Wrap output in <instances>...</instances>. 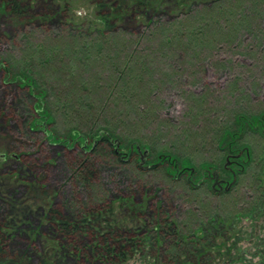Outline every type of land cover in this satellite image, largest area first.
Masks as SVG:
<instances>
[{
	"label": "rangeland",
	"instance_id": "374dc122",
	"mask_svg": "<svg viewBox=\"0 0 264 264\" xmlns=\"http://www.w3.org/2000/svg\"><path fill=\"white\" fill-rule=\"evenodd\" d=\"M23 1L27 20L0 0V221L14 236L0 264H74L45 214L76 195L66 183L86 149L71 145L78 127L109 131L124 151L133 146L125 169H101L146 188L104 202L124 223H148L139 231L145 247L121 264H264V207H249L264 195V124L247 123L264 117V0H119L115 43L98 53L91 43L104 26L96 3L113 0ZM115 70L124 78L115 80ZM22 71L37 81V96L46 92L45 119L54 118L39 129L31 122L45 112L13 82ZM67 98L73 111H64ZM91 100L94 116L103 111L92 117L97 127L75 112ZM51 132L71 142L55 144ZM144 152L148 164L176 155L180 176H169L177 173L166 163L138 171ZM243 165L252 168L244 173ZM162 194L173 202L164 213L178 223L176 236L153 223Z\"/></svg>",
	"mask_w": 264,
	"mask_h": 264
},
{
	"label": "trees",
	"instance_id": "16d2710c",
	"mask_svg": "<svg viewBox=\"0 0 264 264\" xmlns=\"http://www.w3.org/2000/svg\"><path fill=\"white\" fill-rule=\"evenodd\" d=\"M118 1L119 0H113L111 2L99 1L96 3L97 15L99 19L102 20L104 26V29L96 30L98 36L94 42L91 43L96 44L98 49L94 50L97 53L101 51L99 49H102L104 45H111L112 43L110 41L115 43V40L111 38L115 32L111 21L113 16H115V11L118 12L116 10L119 9L117 8V4L119 3ZM122 2L124 3V1ZM2 3L3 6L9 7L13 17L16 19L18 18L27 20L33 17L28 13L23 0H3ZM142 3L143 2H140V4ZM116 5L117 7H115ZM81 48L84 47L81 46ZM92 51L93 50L91 49H87L86 54L91 53ZM73 54V57L76 56L75 53ZM124 73L125 70L116 71V77H113L115 80L123 79ZM13 79L14 83L28 88L27 90L29 95L35 99L34 109L36 112L39 113L40 110L41 114V112L44 111V119L46 116H49L51 110L48 107L46 108V92L43 97L36 95V92L38 93L41 90L38 87L37 81H35L29 72L26 73L22 71V73L16 75ZM79 81L80 80L73 83L72 80L71 85H80ZM62 84L63 83H61V85ZM71 85L68 84L67 87L69 88ZM83 87H85V84ZM70 92L72 91L70 90ZM74 92H77V94ZM74 92V95H81V92L78 90H75ZM74 99L77 102L79 99H81V96H77ZM67 102L64 105V111H73L74 108L70 107L73 105L72 100L70 99L69 102V99L67 98ZM82 102V100H79L78 103L82 104ZM94 105V100H91V102L89 101L88 105H86L84 102L83 107L78 106V108H81L83 112H75H77L79 119L81 117L87 119L91 118L92 122L95 123V127H97L99 119H92V117H99L103 111L97 112V114L94 116L90 111L93 109ZM242 119L243 117L239 116V121ZM45 120L42 121L34 118L31 122V128L39 129V126H41L42 123L47 124L49 122H53L54 118L52 119L51 117L50 120ZM254 122L255 123L253 124L252 119L247 121L248 125L253 127V130L260 126L262 128L264 124V117L256 118ZM79 129L80 127L69 132L74 141V143L71 145L78 146L77 144L79 143L81 147H86L87 150L85 148L81 150L84 152V154H82L83 156L80 157L79 163H77L73 169L70 170L71 174L68 176V182L66 183L67 188L75 192L77 196L75 195L73 198H71V200L74 199V201L69 200L68 202H65L60 208H57L51 204L45 214L46 222L49 224V227L52 229V232L55 236L57 235L59 238H63V245L66 246L68 253L66 257L74 262V264L125 263L128 259L132 258L133 255L140 252L141 249L145 247L148 240L144 235H140L139 231L142 230L145 224L148 223L144 218L142 219V216L141 219L143 220V224L141 221H135L132 225L124 223L120 221L117 216H115L113 208L108 205V207L105 206L106 204L104 202H106V200L108 201L110 197L123 192H130L131 196L136 194L139 195L140 193H144L146 188L144 184H141L136 177L134 178L135 183H131V185L127 183L124 185L126 179L123 178L122 172L116 171L117 174L113 175L111 178H108L106 174H102L103 172L101 169L102 167L104 168V165H109L116 170L125 169L131 162L130 154L132 153L133 146L129 147L127 151H124L120 144V140L109 131L103 130L101 128H96L94 130L95 132L92 133H85V131ZM49 136L51 140H54L52 142H55V144L66 146L65 144L71 142L69 138L66 139L65 137L58 139L52 132L49 134ZM87 141L91 142V144L88 146ZM135 152H137L136 148L134 153ZM7 159H9V156H4V160ZM164 163L168 164L170 169H173L175 174L177 173L173 176L167 168L166 171H168L167 173L169 176L175 178L180 176V163L178 162L176 155L171 153L159 154L156 158V162L153 164H148L144 159L143 164L141 162H137L136 168L138 171H144L146 170L145 167H148V171H156L159 166H162ZM250 167L248 166L246 168L245 165L242 169L243 172L248 173L252 168ZM189 181L190 180H187L188 183ZM78 193L80 195H78ZM161 193L162 192H160V194ZM129 199H131L135 204L133 198ZM160 200L161 206L158 213V220H154L153 222L155 226L158 225L156 230L162 235L166 234L165 237L176 236L178 231V223L171 218V213H164V209L170 208L169 206H171V209L174 208L172 207L173 202L171 201V198L163 196V194ZM169 200L170 203H168ZM249 207L253 209H262V207H264V195L256 194V196L252 199V202L249 204ZM246 212H249V210ZM12 236L13 234L9 230V224H3L0 221V260L6 261L8 255H10V249H12V246L14 245V243H12L13 241L11 240L13 239Z\"/></svg>",
	"mask_w": 264,
	"mask_h": 264
},
{
	"label": "water",
	"instance_id": "95a60500",
	"mask_svg": "<svg viewBox=\"0 0 264 264\" xmlns=\"http://www.w3.org/2000/svg\"><path fill=\"white\" fill-rule=\"evenodd\" d=\"M137 149L139 150V148L137 147ZM147 152H144L142 157H141V163H144V156H146ZM148 167H145V169H147Z\"/></svg>",
	"mask_w": 264,
	"mask_h": 264
}]
</instances>
